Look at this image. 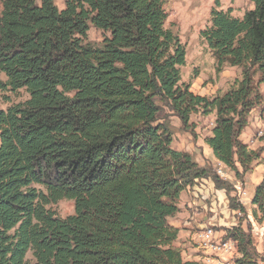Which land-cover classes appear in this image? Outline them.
Segmentation results:
<instances>
[{
	"label": "trees",
	"instance_id": "16d2710c",
	"mask_svg": "<svg viewBox=\"0 0 264 264\" xmlns=\"http://www.w3.org/2000/svg\"><path fill=\"white\" fill-rule=\"evenodd\" d=\"M252 2L241 17L212 9L199 32L216 74L241 70L208 97L181 81L185 49L163 0H0V92L28 95L0 108V264H202L175 244L180 194L210 179L244 208L230 182L172 147L165 113L187 125L215 112L213 157L235 176L250 169L258 154L240 135L264 85V0ZM61 199L72 214L48 207ZM251 203L264 216V175ZM223 237L235 264L264 263L241 226Z\"/></svg>",
	"mask_w": 264,
	"mask_h": 264
},
{
	"label": "rangeland",
	"instance_id": "374dc122",
	"mask_svg": "<svg viewBox=\"0 0 264 264\" xmlns=\"http://www.w3.org/2000/svg\"><path fill=\"white\" fill-rule=\"evenodd\" d=\"M53 1L58 9L64 7L65 0ZM163 7L167 15L165 26L178 35L179 42L185 49V63L180 68L181 81L189 82L191 84L190 90L201 96L211 97L224 92L235 78L240 77L241 70L239 67L225 66L222 72L216 74L212 53L200 37L199 32L209 23L212 9H230L232 16L241 17L244 11L253 7L252 0H218L217 5L215 0H163ZM87 40L92 43L100 42L101 31L89 25ZM0 78L3 79V76L0 75ZM259 91L263 101L252 109L249 124L240 135V140L254 149L258 158L253 161L247 172L237 176L233 171L224 168L227 173L225 181L232 185L238 182L242 184L246 193L243 196V204L241 203L244 210L239 213H236L238 212L236 210H231L228 207L227 197L226 202L216 199L214 203L211 202L212 204L208 198L209 207L205 215L208 218H214L215 223L196 226L195 233L203 228H211L216 234L223 236L229 228L241 226L251 234L253 246L264 258V216L259 211L252 214L255 205L251 203L255 188L264 175V140L262 139L263 135L260 134H264V85H259ZM27 97L28 95L24 90L16 93L0 92V108L4 109L12 103L25 100ZM165 118L173 136L172 147L191 153L199 165L210 166L215 172L217 161L205 142V138L211 135L215 112L210 114L195 113L190 116L187 125H183L176 116L167 111ZM230 194L236 196L235 191H230ZM48 207L60 217L72 214L74 210L73 201L70 199H61ZM192 245L189 244L187 248L179 247L184 251V253L182 252L183 259L203 261L204 250L202 247L198 244ZM194 247H197L196 253H194L196 250ZM238 256L236 251L230 254L232 259L238 258ZM29 257L30 254L28 253ZM202 264L204 263L202 262Z\"/></svg>",
	"mask_w": 264,
	"mask_h": 264
},
{
	"label": "crops",
	"instance_id": "0c3cea01",
	"mask_svg": "<svg viewBox=\"0 0 264 264\" xmlns=\"http://www.w3.org/2000/svg\"><path fill=\"white\" fill-rule=\"evenodd\" d=\"M191 190L192 191H183L180 194L177 202L179 212L174 217L169 218V223L179 228L175 244L183 248H187L189 244H196L194 240L196 237V226H202L206 223H215L214 218H208L207 215H205L209 207L208 198L210 203H214L216 199L218 201L222 200L223 202L227 201L224 190L216 189L210 179H201ZM194 249H196L194 252L196 253L198 251L197 247H194ZM182 252L184 253V251ZM190 253H192V251H190Z\"/></svg>",
	"mask_w": 264,
	"mask_h": 264
},
{
	"label": "built area",
	"instance_id": "2783aa9c",
	"mask_svg": "<svg viewBox=\"0 0 264 264\" xmlns=\"http://www.w3.org/2000/svg\"><path fill=\"white\" fill-rule=\"evenodd\" d=\"M215 173L218 176L219 179L225 181L227 178V173L223 169L215 168ZM225 179V180H224ZM234 191L236 192V200L240 206H243V196L246 194L242 184L241 183H236L233 185ZM242 203V204H241ZM239 213V210H236ZM196 244L198 246L200 245L201 242L203 241H210V232L208 231H203V238H194ZM229 248H230V238H225L221 237L220 242H213L210 241V249L214 251V254H220V262H213L212 258H206L205 257V250L203 251V261L204 264H224V257L225 256H230L229 255ZM239 257V256H238Z\"/></svg>",
	"mask_w": 264,
	"mask_h": 264
},
{
	"label": "bare ground",
	"instance_id": "6f19581e",
	"mask_svg": "<svg viewBox=\"0 0 264 264\" xmlns=\"http://www.w3.org/2000/svg\"><path fill=\"white\" fill-rule=\"evenodd\" d=\"M260 134L263 135L262 133H260ZM260 134H259V136H261ZM217 168L224 170L225 166L220 161H217ZM205 230L210 232V241H213V242H220L221 241L222 236L216 234V232L211 228H203L198 233H196V238H203V231H205ZM210 241H203L200 243V246L202 247V249L205 250V257L206 258H212L213 262H220V254H214V251L212 249H210ZM235 251H236L235 242L230 239L229 255ZM234 260L235 259H232L230 256H225L224 257V264H235Z\"/></svg>",
	"mask_w": 264,
	"mask_h": 264
}]
</instances>
